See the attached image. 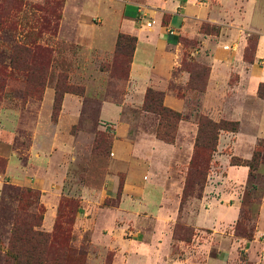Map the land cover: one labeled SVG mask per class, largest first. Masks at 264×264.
<instances>
[{
	"label": "rangeland",
	"instance_id": "obj_1",
	"mask_svg": "<svg viewBox=\"0 0 264 264\" xmlns=\"http://www.w3.org/2000/svg\"><path fill=\"white\" fill-rule=\"evenodd\" d=\"M62 2L0 0V264H264L257 87L256 97L224 102L227 112L217 100L201 106L208 67L189 54L195 41L180 36L179 70L189 79L166 87L191 97L185 110L164 105L152 87L160 102L144 99L145 89L135 105L125 100L131 40L102 53L55 38ZM232 2L221 5V43L231 37L226 28L238 29V44L228 46L234 53L242 45V60L252 62L264 37V0ZM220 27L198 24L212 36ZM113 104L119 109L107 114L103 106ZM203 117L235 121L236 129L226 124L214 150L199 148ZM254 149L256 169L231 164Z\"/></svg>",
	"mask_w": 264,
	"mask_h": 264
},
{
	"label": "crops",
	"instance_id": "obj_2",
	"mask_svg": "<svg viewBox=\"0 0 264 264\" xmlns=\"http://www.w3.org/2000/svg\"><path fill=\"white\" fill-rule=\"evenodd\" d=\"M208 1L215 2L201 8L196 0H63L55 38L72 41L85 50L105 53L115 47L118 34L133 36L125 100L139 105L144 90L152 87L163 91V104L177 111L185 110V99L191 97H174L166 86L171 81L184 84L189 79L187 72L179 70L183 49L179 37L194 40L189 54L208 67L201 106L210 107L208 102L217 100L218 103L213 104L219 106L217 110L227 112L223 110L224 102L235 100L240 103L246 95L256 97L257 85L264 82V37H257L253 61H243L242 45L234 53L228 46L232 40L238 44V29L226 28L231 37L228 44L221 43L225 32L223 17L227 15L221 5L232 7V0ZM144 9L150 11L151 19L142 16L146 13ZM164 12L170 16L163 24L161 14ZM201 19L220 25L219 36L200 32ZM237 19L241 20L239 16ZM148 21L150 24L146 25ZM224 46L230 50L222 48ZM257 62L261 66L256 69ZM231 73L237 77L229 85ZM103 107L108 109L107 114L119 109L115 104ZM231 107L229 113H234L233 105ZM203 264L211 263L207 260Z\"/></svg>",
	"mask_w": 264,
	"mask_h": 264
},
{
	"label": "trees",
	"instance_id": "obj_3",
	"mask_svg": "<svg viewBox=\"0 0 264 264\" xmlns=\"http://www.w3.org/2000/svg\"><path fill=\"white\" fill-rule=\"evenodd\" d=\"M124 39H129L131 40V51L133 49V46H134V40L135 38L133 36H130V35H124V34H118L117 35V38H116V43L115 45L117 46L118 43ZM264 87V82L262 83H259L257 85V95L258 97L264 99V93H262L260 91V88ZM156 95L154 96V100H158L159 101V92H154L151 90V88H146L145 90V94H144V99H146V97H148V95ZM152 98V99H153ZM144 99H143V104H144ZM160 102V101H159ZM162 109H165L166 111H170L169 109L167 108H163ZM231 125L230 127L226 128L228 129L229 131H234L236 129L235 125H236V122L233 121V122H229V121H226V120H221L219 122H213L207 118H202L199 123H198V127H197V133H198V136H197V139L195 140V143L194 145L195 146H198V138H201L202 141H203V144L199 145V148H208L210 150H214L213 148V145L216 144V139H217V133H218V129H225V125ZM167 141V140H165ZM196 150H195V154H196ZM195 158H196V155H195ZM205 160L202 159V163L204 162ZM194 162L195 160L193 159H190V166L192 167L194 165ZM231 164L232 165H246L248 167V169L250 171L256 169V167L258 166L259 164V161L258 160H255V149L254 151L252 152V155H251V158L248 160V161H245L244 163L242 162H236V161H231ZM197 171V175H200L201 174V170H196ZM199 178V177H197ZM202 179V178H201ZM204 179V178H203ZM186 186L184 185L183 187V192L186 191L185 190ZM26 264H32L31 262L29 261H26Z\"/></svg>",
	"mask_w": 264,
	"mask_h": 264
},
{
	"label": "built area",
	"instance_id": "obj_4",
	"mask_svg": "<svg viewBox=\"0 0 264 264\" xmlns=\"http://www.w3.org/2000/svg\"><path fill=\"white\" fill-rule=\"evenodd\" d=\"M145 24H146V25H149V24H150V21L146 22Z\"/></svg>",
	"mask_w": 264,
	"mask_h": 264
}]
</instances>
